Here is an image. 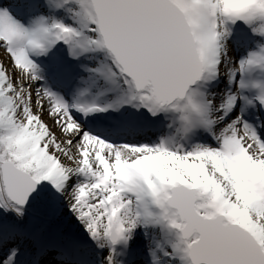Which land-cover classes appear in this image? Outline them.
<instances>
[{
  "label": "snow or ice",
  "instance_id": "6c2138e0",
  "mask_svg": "<svg viewBox=\"0 0 264 264\" xmlns=\"http://www.w3.org/2000/svg\"><path fill=\"white\" fill-rule=\"evenodd\" d=\"M0 264H264V0H0Z\"/></svg>",
  "mask_w": 264,
  "mask_h": 264
},
{
  "label": "rangeland",
  "instance_id": "374dc122",
  "mask_svg": "<svg viewBox=\"0 0 264 264\" xmlns=\"http://www.w3.org/2000/svg\"><path fill=\"white\" fill-rule=\"evenodd\" d=\"M0 55H3V51L2 50H0Z\"/></svg>",
  "mask_w": 264,
  "mask_h": 264
}]
</instances>
